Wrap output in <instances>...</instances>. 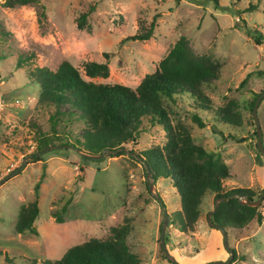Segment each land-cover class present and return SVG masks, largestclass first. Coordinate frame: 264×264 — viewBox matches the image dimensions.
<instances>
[{"label": "rangeland", "instance_id": "rangeland-1", "mask_svg": "<svg viewBox=\"0 0 264 264\" xmlns=\"http://www.w3.org/2000/svg\"><path fill=\"white\" fill-rule=\"evenodd\" d=\"M3 1L0 178L37 152L42 134L50 135L52 143L35 155L40 159H26L20 170L0 184V264H41L43 259H57L70 246L92 237L103 239L112 226L125 224L133 229L129 239L140 254V264H173L161 246L164 214L154 195L162 199L169 214L165 247L178 264L228 259L230 253L224 247L222 233L208 224L215 202L212 192L202 198L194 228L184 230L173 221L180 199L169 179L159 178L149 191L150 178L136 153L166 142V132L160 125L144 119L136 139L125 144L120 154L103 153L96 159L81 156L68 147L65 137H52L49 117L53 107L41 102L16 60L28 56L29 68L44 66L50 70L67 60L85 80L136 87L185 36L195 54L209 55L221 67L211 86L203 87L212 110L197 108L185 94L162 96L171 122L186 126L194 143L218 154L227 164L230 177L223 181L225 189L246 187L261 195L264 155L257 147L250 103L264 90V48L249 32L259 30L264 34V0H219L218 6L210 0H39L12 8L5 7ZM250 4L255 9L249 11ZM90 6L94 9L87 17L89 28L80 27L77 18ZM154 16L156 26L149 39L121 42L146 30ZM89 61L107 62L109 75L86 76L83 66ZM230 101L239 113L238 125L220 121L215 114L214 110ZM194 114L203 119L204 127L196 124ZM257 116L264 148V96ZM83 126L82 121H74L69 128L78 132ZM51 145L60 147L49 148ZM43 167L45 175L40 179ZM39 180V213L34 222L37 234L17 233L14 225L18 211L35 199ZM258 206L263 214L260 224L253 221L240 230L226 232L229 248L243 256L234 261L232 257L227 263L264 264V198ZM56 215L61 222L56 221Z\"/></svg>", "mask_w": 264, "mask_h": 264}, {"label": "trees", "instance_id": "trees-1", "mask_svg": "<svg viewBox=\"0 0 264 264\" xmlns=\"http://www.w3.org/2000/svg\"><path fill=\"white\" fill-rule=\"evenodd\" d=\"M210 1L215 6L219 5V0ZM37 3L39 0L3 1V5L8 8ZM42 8L41 17L44 19L46 15L43 5ZM93 9L90 6L78 16L77 23L80 27L89 28L86 21ZM248 9L251 11L255 7L250 4ZM155 26L154 16L146 30L128 35L121 42L147 40ZM249 33L255 43L264 48V34L259 30ZM104 55L108 56L107 53ZM26 59L30 60L28 56H18L17 66L25 69L28 82L38 92L41 102L53 107V113L49 117L53 138L65 137V142L69 145L92 154L103 151L120 154L124 151L125 144L136 139L144 119L151 125L158 124L163 128L166 142L162 146L134 153L144 165L146 176L150 172L154 182L159 178H167L175 187L180 199V209L174 212L173 221L178 228H194L200 215V203L207 192H212L214 199H220L210 216L211 227H219L227 232L240 230L253 221L258 224L262 222L263 214L259 206L242 204L238 200V196H242L245 201L256 200L255 196L259 193L246 187L225 189L223 181L230 177L227 164L218 154L194 143L186 126L181 123L173 125L163 105L162 96L170 98L176 94H185L193 99L197 108L212 110V103L203 87H210L212 81L218 77L220 63L209 55L195 54L189 48L185 36H181L174 43L158 62L156 69L146 74L136 87L85 80L78 68L67 60L61 61L55 70H50L44 66L29 68ZM83 70L90 78H105L109 75L107 62L89 61L84 64ZM249 76L248 74L244 78L242 84ZM254 102L255 100L250 103L251 107ZM234 107V101H230L214 111L220 121L238 125L240 116ZM192 118L199 127L205 126L198 114H194ZM74 121L84 123L78 132L69 128ZM57 126L62 128L58 130ZM60 131L62 134H59ZM51 143L50 135L42 134L35 150L39 152ZM33 159L40 158L34 156ZM44 175L45 167L40 179ZM39 183L40 180L35 186V199L21 205L18 211L14 225L17 233L37 234L34 222L39 213ZM55 219L62 221L57 215ZM132 230L128 224L112 226L109 236L103 239L89 238L67 248L60 258L43 259L41 264H140V254L129 239ZM237 258L242 259L243 256L234 251L233 261Z\"/></svg>", "mask_w": 264, "mask_h": 264}, {"label": "water", "instance_id": "water-1", "mask_svg": "<svg viewBox=\"0 0 264 264\" xmlns=\"http://www.w3.org/2000/svg\"><path fill=\"white\" fill-rule=\"evenodd\" d=\"M264 96V90L257 96L254 104H253V107H252V116H253V119H254V122H255V126H256V132H257V147L260 151V153H262L264 155V148L261 146V143H260V140H261V128H260V124H259V120H258V116H257V107H258V104L260 102V100L263 98ZM54 147H60L59 145L55 146V145H51L49 146V148H54ZM68 147H70L72 150L76 151L77 153H79L81 156H86V157H89V158H101L103 156V152L99 153V154H92V153H89V152H86V151H83L82 149L80 148H77L75 147L74 145H68ZM44 150H41L39 152H36L32 155H28L27 157L24 158V160L22 161V163L15 169L11 170V172H9L8 174H6L4 177L0 178V184L2 182H4L7 178H9L11 175H13L15 172H17L18 170H20L24 165H25V161L26 159L30 158L31 156H35L41 152H44ZM108 153V152H106ZM147 176L148 178H150V181L148 183V188H149V191L152 192L153 191V187H154V181H153V178L151 177L150 175V172H147ZM155 198L161 203V208H162V211H163V214H164V220H163V223L161 225V229H160V241H161V246L164 250V253H165V256L166 258L172 262L173 264L177 263L176 260L174 259V257L172 255H170L165 247V229H166V226L167 224L169 223V214L166 212V207L162 201V199L157 196V195H154ZM264 198V191L262 192V194L260 195V197L256 200H252V201H245L242 199V196H238V200L240 203L242 204H247V205H250V206H258L262 200ZM218 202H220V199L219 198H216L215 199V202H214V208L213 210H211L208 214V224L210 226L211 225V221H210V216H211V213L215 210ZM216 229H218L222 235H223V244H224V247L226 248V250L230 253V257L226 260H215V261H212V262H208V263H203V264H226L229 259H231L233 257V254H234V251L232 249L229 248L228 244H227V240H226V231L222 228H219V227H216Z\"/></svg>", "mask_w": 264, "mask_h": 264}]
</instances>
